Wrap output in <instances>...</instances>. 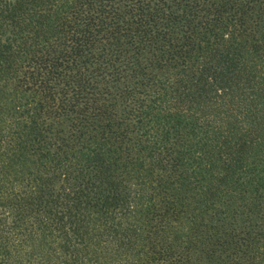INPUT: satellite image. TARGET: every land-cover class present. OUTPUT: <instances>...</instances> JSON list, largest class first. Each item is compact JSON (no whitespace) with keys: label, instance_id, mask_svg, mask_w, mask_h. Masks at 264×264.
Listing matches in <instances>:
<instances>
[{"label":"trees","instance_id":"obj_1","mask_svg":"<svg viewBox=\"0 0 264 264\" xmlns=\"http://www.w3.org/2000/svg\"><path fill=\"white\" fill-rule=\"evenodd\" d=\"M0 264H264V0H0Z\"/></svg>","mask_w":264,"mask_h":264}]
</instances>
